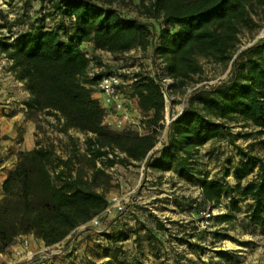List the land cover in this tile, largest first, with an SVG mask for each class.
I'll list each match as a JSON object with an SVG mask.
<instances>
[{
    "label": "trees",
    "instance_id": "obj_1",
    "mask_svg": "<svg viewBox=\"0 0 264 264\" xmlns=\"http://www.w3.org/2000/svg\"><path fill=\"white\" fill-rule=\"evenodd\" d=\"M38 1L52 5L57 23L48 26L41 19L16 34L14 42L0 40V54L13 62L16 79L30 93L29 114L53 116L66 135L75 131L88 136L87 167L75 168L73 157L65 158L53 147L38 145L19 154L16 167L4 181L0 202L3 254L23 236L53 246L101 214L109 200L97 190V178L106 174L97 162L113 166L116 160L103 158L119 151L125 154L119 163L134 165L151 150L158 134L115 131L104 125L105 110L93 97L98 77L88 76L90 60L82 49L83 43L92 42L96 50L115 56L145 51L155 35L150 25L125 18L115 7L124 0ZM139 8L141 15L162 25L155 51L177 90L202 75V60L225 65L232 59L243 30L257 27L253 14L264 9V0H142ZM134 95L149 117L147 124L159 126L165 111L160 87L151 77L140 75ZM238 118L264 136V41L238 55L227 81L193 95L172 126L169 146L151 167L176 169L181 177L191 178L195 152L224 138L229 123ZM240 155L241 177L255 174V179L236 189L242 201H251L247 219L264 229V160L243 150ZM200 185L203 202L214 207L229 189L227 182L209 177ZM234 207L241 212L238 204ZM218 219L229 222L235 215L226 213Z\"/></svg>",
    "mask_w": 264,
    "mask_h": 264
},
{
    "label": "rangeland",
    "instance_id": "obj_2",
    "mask_svg": "<svg viewBox=\"0 0 264 264\" xmlns=\"http://www.w3.org/2000/svg\"><path fill=\"white\" fill-rule=\"evenodd\" d=\"M141 1L124 0L115 7L125 18L150 22L153 28H156L158 21L141 15L139 8ZM55 12L52 5H41L38 0H0V40L8 38L11 42L16 34L28 31L41 19H44L45 24L54 26L58 21V17L52 15ZM253 17L257 27L243 30L239 49L263 42L258 37L264 29V9H258ZM123 56H116L114 59L100 57L98 61L109 68L112 64L110 61L119 60ZM130 58L141 61L144 68L159 63L153 52L148 50H136ZM97 63L95 59L90 70ZM202 66L201 76H195L184 89L174 91L175 105L181 103L189 89L199 85L197 91L209 90L229 78L225 76L228 68L226 64L202 60ZM29 118L36 126L37 145L53 147L65 158L73 157L75 168L87 167L84 154L88 136L81 133L66 135L60 132L57 121H50V118L55 119L53 116L33 113ZM240 150L264 160V136L258 134L250 123L238 118L229 123L224 138L210 141L195 152L192 159L194 175L191 178L181 177L176 169L160 171L151 167L148 172L149 180L140 188L137 165L126 166L119 163L120 167L113 174L105 172L104 176L97 178V190L104 193L108 200L116 195L130 194L134 188L138 190L135 194L137 202H143L145 198L150 199L155 195L159 196L156 197L158 204H154L153 209L164 213L158 219V224L155 215L150 213L152 211L145 209L149 212L150 221L147 224L150 231L143 232V227L147 224L138 222L141 226H138L137 230L131 228L133 230L123 229L118 232L114 238L113 248L108 247L106 242L110 239L108 219L99 227L103 233H98V230L90 227L89 221L79 226L88 228L85 231H76L72 238L78 240L92 230L100 237V241L95 242L92 247L101 249L104 256H109L110 261H116L118 264H259V261L264 264V229L247 219L248 205L251 201H242L236 189L238 185H245L255 179V174L247 178L241 177ZM131 172H136L137 175L132 177ZM91 174L90 171L89 175ZM206 177L227 182L229 186L221 204L215 207L202 200L200 181ZM122 183L125 186H122ZM236 204L241 208L239 213L235 211ZM208 209L213 211L214 215L210 225L206 227L202 212ZM226 213L234 214L235 219L221 222L219 216ZM9 253L10 250L4 255ZM94 260L85 255L75 261L77 264H96ZM109 260L104 259L103 264H108Z\"/></svg>",
    "mask_w": 264,
    "mask_h": 264
},
{
    "label": "built area",
    "instance_id": "obj_3",
    "mask_svg": "<svg viewBox=\"0 0 264 264\" xmlns=\"http://www.w3.org/2000/svg\"><path fill=\"white\" fill-rule=\"evenodd\" d=\"M41 5L47 6L51 4L44 3ZM66 20L68 23L70 22L69 19ZM158 22L160 24L159 29L153 28L150 22H145L150 25L155 34L152 38V44L147 50L149 52L152 51L156 61H159L155 66L151 65L149 68L142 67L141 61L135 58H130L136 50L141 49L132 50L131 52L124 54L119 60L110 61L112 64L110 65V68H108L105 64H101L98 59L100 57L114 59L116 57L115 55L104 50H96L92 42H85L82 44V49L90 60L88 76L90 78L98 77L97 83L93 89L95 93L100 95L99 101L105 110L104 125L115 131L133 130L140 135H149L154 131L158 133L154 146L140 162L136 163L139 172L140 188L149 180L148 172L151 169V164L158 159L162 152L169 146L174 122L184 114L189 107L193 94L199 88L198 85L189 89L183 96L181 103L175 105V98L173 96L175 89L173 86L176 81L168 75L162 56L155 51L158 44L157 34L159 33L160 27H162L160 21ZM15 39L16 36L11 39V42H14ZM258 39L264 41V29ZM256 44L258 43H254L242 49H239L238 45L237 51L234 53L232 59L226 64L228 66L225 74L226 77L228 76L230 78L234 61L237 59L238 55ZM95 59L98 63L92 70H90ZM140 75L151 77L160 87L165 99L164 118L157 127L149 126L147 124L149 117L143 114L139 107L138 98L134 95L135 84L138 82ZM124 157L125 154L120 153L119 151L109 152L107 157H104L103 159L105 161L107 159L116 160V163L113 166H105L102 161H98L97 165L106 173L113 174L120 167L119 160ZM137 191V188H134L130 194L121 196L116 195L111 198L107 208L91 220L89 224L90 227L98 230V233H103L99 230V227L105 219H108L115 213L124 215L127 212H130V209L138 204L135 197ZM213 215L214 212L210 209L202 212L206 227L210 225ZM87 228L88 227L86 226L79 227L63 241L53 246L45 245V247L38 250L32 248L30 240L26 236H23L19 245L15 248V259L9 264H51L55 259L62 258L66 256L68 252H71L72 249L75 248L77 240V238H72V235L76 231H85Z\"/></svg>",
    "mask_w": 264,
    "mask_h": 264
},
{
    "label": "crops",
    "instance_id": "obj_4",
    "mask_svg": "<svg viewBox=\"0 0 264 264\" xmlns=\"http://www.w3.org/2000/svg\"><path fill=\"white\" fill-rule=\"evenodd\" d=\"M51 26V24H48ZM159 25L156 24V29H159ZM13 62L6 57L4 53L0 54V202L3 198V184L7 179L9 173L16 167L19 154L21 152H27L33 150L38 145L36 143V126L32 119L29 118V112L27 109V101L30 99V93L25 87V84L16 79V74L12 69ZM110 68V66H109ZM95 99L100 98V95L93 93ZM51 122H56L55 119L50 118ZM70 135L80 133L75 131H70ZM135 171V170H134ZM136 171L137 166H136ZM136 172H131V176L134 177ZM122 186H125L122 183ZM201 187V185H200ZM202 191V188L200 189ZM158 193V192H156ZM156 197H150V199L145 198L143 202H138V206L131 208L130 212L124 215H119L115 213L112 217L108 218L109 226V240L108 247H114V238L117 237L118 232L123 231V229L137 230L141 223H149L148 211L145 209H150L155 215L156 224H158V219H160L162 213L155 208L154 204H158ZM153 201V202H151ZM155 201V202H154ZM152 204V205H150ZM140 205V206H139ZM125 226V227H124ZM150 231L148 224L143 227V232ZM87 236H82L75 243V248L71 252L62 258L55 259L51 264H77L75 260L82 258V256H87L89 258H94L96 264H103L104 259H110L101 253V249L93 248L92 245L95 242L100 241L98 237L91 230L87 232ZM30 242L32 248L35 250L45 247L44 242L36 239L34 236H26ZM20 237L16 243L11 247L9 254H0V264H9L15 259V248L21 242ZM79 243V244H78ZM78 244V245H77ZM88 246V248H86ZM98 247V246H97ZM241 253V252H240ZM71 255V257H69ZM76 259H75V258ZM104 258V259H102ZM108 264H118L116 261H110ZM259 264L261 262L259 261Z\"/></svg>",
    "mask_w": 264,
    "mask_h": 264
}]
</instances>
